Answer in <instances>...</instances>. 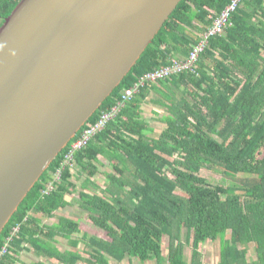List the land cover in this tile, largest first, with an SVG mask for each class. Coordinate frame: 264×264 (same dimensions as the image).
I'll use <instances>...</instances> for the list:
<instances>
[{
    "label": "trees",
    "instance_id": "obj_1",
    "mask_svg": "<svg viewBox=\"0 0 264 264\" xmlns=\"http://www.w3.org/2000/svg\"><path fill=\"white\" fill-rule=\"evenodd\" d=\"M19 1L0 0V26ZM231 1L178 4L137 64L43 173L4 227L0 264H18L21 253L30 250L60 264L82 260L110 264V259L122 263L126 258L140 264H188L182 231L191 246L190 264H202L201 244L216 240L217 264H264V0H242L223 31L209 38L193 71L144 84L84 148L66 160L70 145L118 105L123 90L175 60L184 62ZM151 93L168 113L162 117L165 128L157 138L147 135L151 129L142 116ZM100 157L111 167L102 173L103 188L91 180L100 173ZM72 164L93 190L77 191ZM203 170L234 182L211 186ZM74 194L87 222L103 235L63 216L43 223L70 206L67 198ZM58 237L73 249L83 243L86 257L76 250L59 251ZM165 237L167 258L162 250ZM244 245L254 246L251 262Z\"/></svg>",
    "mask_w": 264,
    "mask_h": 264
},
{
    "label": "water",
    "instance_id": "obj_2",
    "mask_svg": "<svg viewBox=\"0 0 264 264\" xmlns=\"http://www.w3.org/2000/svg\"><path fill=\"white\" fill-rule=\"evenodd\" d=\"M182 0H20L0 26V234Z\"/></svg>",
    "mask_w": 264,
    "mask_h": 264
},
{
    "label": "rangeland",
    "instance_id": "obj_3",
    "mask_svg": "<svg viewBox=\"0 0 264 264\" xmlns=\"http://www.w3.org/2000/svg\"><path fill=\"white\" fill-rule=\"evenodd\" d=\"M156 95L155 93H151L149 97H147L146 102L142 106V116L145 122L148 124L150 127L151 131L147 132V135L150 138H157L159 134L164 130L165 124L162 121L163 116H167V111L165 108L159 106L155 102ZM100 163L97 165L99 168L100 173L94 176L91 180L94 182L96 185L99 186V188H103L105 186V179L102 176V173L104 172H110L111 167L108 165V162L103 159L99 158ZM74 164L71 165V172H72V181L76 184L77 186V191H91L93 190L90 184L85 183V176H79L78 174V167L73 166ZM202 173L207 177L208 182L210 183L211 186H230L232 182H234V179L224 177L222 174L218 172H211V171H206L203 170ZM242 177V176H238ZM55 179H58L57 176H55ZM85 186L88 187V189L85 188ZM67 200L70 202V206L66 207L63 210H60L56 213V217L51 220H44V224H51L56 221V218L58 216H63L66 218H70L72 220H76L79 223L84 226V228H87L89 230H92L94 233L97 235H103V231L92 227L88 222H87V213L82 211L79 208V201H78V196L77 194H74L73 196H69ZM91 232V231H90ZM184 231H182V247H183V254L185 257L186 261H190L191 258V246L190 244L185 243V236H184ZM229 235V232L228 234ZM76 238H80L79 235H74ZM56 244L55 246L57 249L61 252L68 251V250H76L77 252H80L82 256L86 257V252L85 250H88L83 243H80L75 249H73L68 241L63 238H56ZM167 242L168 239L167 237L164 238L163 244H162V250H163V255L164 257L167 258ZM54 244V243H50ZM244 248H246L249 252L248 254V259L253 260L255 252H254V246L253 245H244ZM200 252L202 254V260L203 264H217L219 260V241H206L205 243L201 244L200 246ZM42 261L44 264H60L58 261H55L53 259H48L47 257H42L38 255L36 252L33 250H30L29 252H23L19 256V263L18 264H32L35 262ZM77 264H87L85 263L84 260L79 261ZM110 264H140L136 259H129L126 258L122 263H117L114 260L110 259ZM145 264H155L154 261L152 262H147ZM164 264H167L165 261Z\"/></svg>",
    "mask_w": 264,
    "mask_h": 264
},
{
    "label": "built area",
    "instance_id": "obj_4",
    "mask_svg": "<svg viewBox=\"0 0 264 264\" xmlns=\"http://www.w3.org/2000/svg\"><path fill=\"white\" fill-rule=\"evenodd\" d=\"M242 0H232L230 5H228L221 14L214 19L212 26L205 32L202 36V39L194 47L193 51L190 53L189 57L184 62L173 61L172 65L167 68L154 70L150 73L145 74L142 76L138 82L131 88L123 90L121 94V101L118 103L116 107H114L111 111L107 113H103L99 120L91 125L90 127L83 130L81 136L74 141L70 145V149L68 154L66 155V160L69 161L72 158V154L82 148H84L92 136L103 129L105 125L116 116L119 111L120 106L130 98H132L137 92L140 87H142L146 83H154L161 79L169 78L174 74H179L185 70L193 71L194 63L197 61L199 55L204 51L208 44V40L210 37L215 36L223 31V29L229 24L230 22V15L235 11V9L239 6ZM51 189L52 187L49 186ZM5 249L1 251V254L5 253Z\"/></svg>",
    "mask_w": 264,
    "mask_h": 264
},
{
    "label": "crops",
    "instance_id": "obj_5",
    "mask_svg": "<svg viewBox=\"0 0 264 264\" xmlns=\"http://www.w3.org/2000/svg\"><path fill=\"white\" fill-rule=\"evenodd\" d=\"M247 252H248V250H247ZM248 254H249V252H248ZM218 262H219V260H218ZM218 262H217V263H218ZM188 264H190V261L188 262ZM202 264H203V260H202Z\"/></svg>",
    "mask_w": 264,
    "mask_h": 264
}]
</instances>
